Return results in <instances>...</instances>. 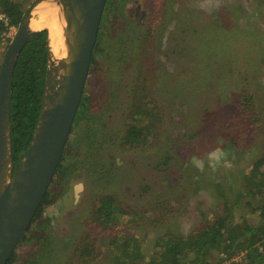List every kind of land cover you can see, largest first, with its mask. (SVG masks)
<instances>
[{"label": "rangeland", "instance_id": "obj_1", "mask_svg": "<svg viewBox=\"0 0 264 264\" xmlns=\"http://www.w3.org/2000/svg\"><path fill=\"white\" fill-rule=\"evenodd\" d=\"M9 1L24 11L33 0ZM121 1L138 5L127 9L117 0L115 21L141 24L144 46L134 33L121 57H105L117 48L106 41L118 39L103 36L102 58L88 78L95 92L88 111L99 120L72 128L75 148L66 160L79 157L86 179L61 183L54 175L55 203L43 215L55 226L18 244L12 264H114L118 245L134 240L150 254L157 237L195 227V205L213 209L217 182L232 201L242 192L235 213L254 217L243 204L242 177L264 153V0ZM16 26L0 32V62ZM85 122L99 135L90 137ZM133 126L141 135L125 142ZM108 195L118 206L110 217L100 213ZM83 237L96 246L94 258L74 251Z\"/></svg>", "mask_w": 264, "mask_h": 264}, {"label": "trees", "instance_id": "obj_2", "mask_svg": "<svg viewBox=\"0 0 264 264\" xmlns=\"http://www.w3.org/2000/svg\"><path fill=\"white\" fill-rule=\"evenodd\" d=\"M1 4V11L8 17L9 24L17 25L23 13L20 4L9 0H2ZM4 29L5 25L0 20V32ZM123 31L126 32V30ZM110 40L106 41L108 46L112 45ZM101 45L102 39L96 43L93 49L91 73L97 60L102 58L104 48ZM47 54L48 30L42 28L35 31L26 42L14 68L10 99L13 170L17 168L27 149L38 119L44 92ZM111 55L112 52L109 50V57ZM93 94L95 92L89 90V87L85 88L75 117V128H79L77 124L85 117L86 110L90 108L89 104L92 102ZM135 108L139 113V106ZM89 130L92 135L96 132V129L89 128ZM139 133V127H131L125 136V142L136 141L141 135ZM74 146L73 139H68L54 174L55 176L59 175L61 183L69 181L72 177H79L77 173H81L85 169L84 164H80V161H78L79 157L75 159L72 157L73 162L66 163L67 158H71L74 152ZM198 181L201 182L200 179ZM242 181L246 185V197L248 196V201L243 200V204L251 209L254 217L242 214L239 209H237L238 213H235L234 209H236V203L239 202V196L242 195V192L239 191V196L232 201L222 191V183L217 182L219 202L217 203V199H215L213 209L210 207L206 209L201 204L203 210L201 206L199 208L195 205V212L198 213L200 219H197L195 227L191 228L188 233L178 231L164 233L163 236L157 237L156 245L150 254L140 251L138 240L123 242L117 247L115 259L113 260L114 264H264V153L258 155L253 161L249 172L243 174ZM208 186L211 187L210 184ZM56 195L49 187L34 214L27 233L24 234L19 244L27 241L28 237H32L37 229L44 230L43 232L47 233L50 222L43 215V211L55 201ZM195 201L200 202L196 186ZM101 207L102 211L100 212ZM101 207L98 208V211L110 217L112 209L118 206L115 204L113 196L108 195L102 198ZM190 208V211H194L192 206ZM34 229L35 231H33ZM28 234L29 236H27ZM34 236L41 237V234L37 233ZM88 239L83 237L78 246H75L74 251L80 257L94 258L98 255V252L93 243L89 241V244L87 243ZM15 255L16 249L6 264H12ZM117 255L120 258L119 260L116 258ZM33 259L34 261L32 259L28 262L25 261V264H34L33 262H36V260ZM86 261L89 260L86 259Z\"/></svg>", "mask_w": 264, "mask_h": 264}, {"label": "water", "instance_id": "obj_3", "mask_svg": "<svg viewBox=\"0 0 264 264\" xmlns=\"http://www.w3.org/2000/svg\"><path fill=\"white\" fill-rule=\"evenodd\" d=\"M42 1L33 0L23 11L0 62V264L7 263L28 231L53 180L81 103L106 4V0H56L65 10L66 55L57 65L48 47L40 112L27 149L13 170V72L22 48L37 31L30 21Z\"/></svg>", "mask_w": 264, "mask_h": 264}, {"label": "flooded vegetation", "instance_id": "obj_4", "mask_svg": "<svg viewBox=\"0 0 264 264\" xmlns=\"http://www.w3.org/2000/svg\"><path fill=\"white\" fill-rule=\"evenodd\" d=\"M135 2H137V1H135ZM135 2H131V4H130V6H126L127 5V1L126 2H124V4L122 3V1L120 0V6H125V8H127V9H130V8H132L133 9V7H137V5H138V3H137V5L135 6ZM117 5V0H106V4H105V7H104V10H103V13H102V16H101V22H100V25H99V30H98V37H97V41H96V43L100 40L101 41V39L103 38V36H106V34H107V37H110V38H115V37H117V39L119 40H116V41H114V43H112V41L110 40V44H112V45H116V52H114V55H113V52H112V55L111 56H113V58H116V59H118V57H121L122 56V54H123V50L125 49V47L128 45L127 44V38L129 37V36H131V35H133L134 33H136V34H139V36H138V38L140 39V41H141V44H139V45H142V46H144L143 44H144V38H145V36L147 35V34H145V32H146V29L145 30H143L142 29V27H141V24H133V26H128V24H126V25H124V23L123 22H118V21H115L116 19H115V16L116 17H120V15H116L115 13H114V8H115V6ZM124 21V20H123ZM134 29V30H133ZM123 30H126V32H124ZM129 30V31H128ZM115 32H117V33H115ZM117 34H119L118 36H117ZM116 39V38H115ZM135 41H136V39H135ZM119 42V43H118ZM96 45V44H95ZM95 47V46H94ZM109 55V53L108 54H106L105 55V57L106 56H108ZM93 67V65H90V70H91V68ZM110 67H108L107 69H109ZM111 69V68H110ZM90 73H91V71H89V75H90ZM89 75H88V78H89ZM88 79H87V83H86V86H85V88H88ZM84 91H85V89H84ZM84 93V92H83ZM92 100H93V97H92ZM90 105V108L92 107V102L89 104ZM89 109H87L86 110V115H85V117L82 119L83 121L86 119V118H88L89 117V119L91 120V121H94V122H92L93 124L95 123V121H97V120H99V119H96V118H94L95 117V114L93 113V114H91V112L90 111H88ZM93 118H94V120H93ZM89 119H87V120H89ZM81 120V121H82ZM75 121V120H74ZM93 124H91V123H89V122H85V128L86 129H88L89 130V128L90 129H93L94 127H92V125ZM78 125V124H77ZM88 125H90V126H88ZM79 126V125H78ZM72 128H75L74 127V123H73V126H72ZM97 127H95L94 129H96ZM71 131H72V129H71ZM90 131V130H89ZM91 132V131H90ZM95 134H93V135H96V136H98L99 134H98V131H97V129H96V132H94ZM90 135V137H92L91 135L92 134H89ZM82 172H83V170H82ZM81 172V173H82ZM80 172H78L77 174L79 175V177H72V179H77V178H82V179H86V178H84V176H80V174H81ZM76 174V175H77ZM83 174H85V173H83ZM72 179H70L69 181H71ZM64 183H66V182H64ZM78 188L79 187H81V184H78V186H77ZM87 191V188L86 187H84V189H83V192H82V197H81V201L84 199V197H85V195H86V192ZM105 196H103L102 198H104ZM78 198V197H77ZM102 198L100 199V200H102ZM75 200H77L76 199V197L74 198ZM73 198H72V204L74 205V204H76L73 200H74ZM55 203V201L52 203V204H50L51 206H53V204ZM50 205H48L47 207H49ZM46 207V208H47ZM45 208V209H46ZM46 218H47V215H44ZM54 216H56V214L54 213ZM53 216V217H54ZM51 219H52V217H51V215L50 216H48V220H49V222H50V224H49V229L47 230V232H49L50 231V229L52 228V226H55L54 225V221H53V219H52V221H51ZM44 231V230H43Z\"/></svg>", "mask_w": 264, "mask_h": 264}, {"label": "bare ground", "instance_id": "obj_5", "mask_svg": "<svg viewBox=\"0 0 264 264\" xmlns=\"http://www.w3.org/2000/svg\"><path fill=\"white\" fill-rule=\"evenodd\" d=\"M37 19L30 21V27L35 30L47 28L48 45L52 58L58 65L60 59L66 55V43L64 37L65 10L62 4L56 0L42 1L37 8ZM12 38V37H11ZM57 67L54 68L56 70Z\"/></svg>", "mask_w": 264, "mask_h": 264}, {"label": "built area", "instance_id": "obj_6", "mask_svg": "<svg viewBox=\"0 0 264 264\" xmlns=\"http://www.w3.org/2000/svg\"><path fill=\"white\" fill-rule=\"evenodd\" d=\"M3 16H4V18H3ZM3 16H0V19L1 18H3V20L5 21V25L7 26L8 24H9V19H8V17L7 16H5V15H3ZM2 20V19H1ZM2 20V21H3ZM3 21V22H4ZM13 31H14V27H11V29L9 30V32L7 33V35H6V37H12V35H13Z\"/></svg>", "mask_w": 264, "mask_h": 264}, {"label": "clouds", "instance_id": "obj_7", "mask_svg": "<svg viewBox=\"0 0 264 264\" xmlns=\"http://www.w3.org/2000/svg\"><path fill=\"white\" fill-rule=\"evenodd\" d=\"M5 15V14H4ZM17 27V26H16Z\"/></svg>", "mask_w": 264, "mask_h": 264}]
</instances>
